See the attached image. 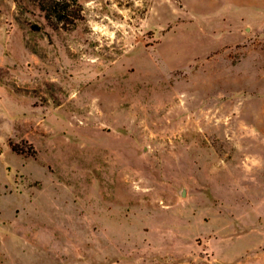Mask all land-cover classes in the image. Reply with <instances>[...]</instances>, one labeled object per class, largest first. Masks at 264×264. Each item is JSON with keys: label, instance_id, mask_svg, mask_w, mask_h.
<instances>
[{"label": "rangeland", "instance_id": "obj_1", "mask_svg": "<svg viewBox=\"0 0 264 264\" xmlns=\"http://www.w3.org/2000/svg\"><path fill=\"white\" fill-rule=\"evenodd\" d=\"M80 1L0 0V264H264V0Z\"/></svg>", "mask_w": 264, "mask_h": 264}, {"label": "trees", "instance_id": "obj_2", "mask_svg": "<svg viewBox=\"0 0 264 264\" xmlns=\"http://www.w3.org/2000/svg\"><path fill=\"white\" fill-rule=\"evenodd\" d=\"M44 13L54 28L72 30L84 21V8L80 0H31Z\"/></svg>", "mask_w": 264, "mask_h": 264}, {"label": "crops", "instance_id": "obj_3", "mask_svg": "<svg viewBox=\"0 0 264 264\" xmlns=\"http://www.w3.org/2000/svg\"><path fill=\"white\" fill-rule=\"evenodd\" d=\"M254 25V26H253ZM244 27H246L245 29L249 32L250 30V27H251V31L247 34V35H245V36H241L239 33L240 32H242V29L244 28ZM252 28L254 29L253 31H257V32H259V33H261L262 32V30H260L257 26H256V24H254V23H252L251 21H246L245 19H243V22L241 23V24H239L238 26H237V28L235 29V33L237 34V36L240 38V39H242V41H248L249 40V37H250V35L252 34ZM233 30L230 28V30H229V32H232ZM215 33V32H214ZM231 34V33H230Z\"/></svg>", "mask_w": 264, "mask_h": 264}]
</instances>
